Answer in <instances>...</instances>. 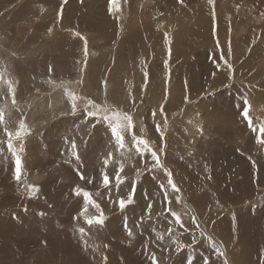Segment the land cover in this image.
<instances>
[{
  "label": "rangeland",
  "instance_id": "rangeland-1",
  "mask_svg": "<svg viewBox=\"0 0 264 264\" xmlns=\"http://www.w3.org/2000/svg\"><path fill=\"white\" fill-rule=\"evenodd\" d=\"M116 72L119 74L115 82L112 77ZM0 73L4 77L0 82V108L5 109L0 147L8 151L5 128L15 134L21 121L28 133L15 140L14 147L19 150L25 141L26 146L28 141L32 144L28 157L27 152H19V184L14 157L8 152L9 161L2 162L9 174L0 171V264H8L11 255L16 260L25 259L18 264H152L153 256L156 264H188L189 260L191 264H215L203 249L195 246L199 242L214 243L223 252L219 255L216 248L210 250L211 260H221L220 264H264V176L259 178L260 188L256 185L258 177L252 178L250 172V168L254 169L253 174L261 170L253 166L258 161L248 163L241 155L235 159L241 175L233 177L230 152L236 147L237 153L246 150L248 156L258 154L264 165V144L258 142L264 139L259 133V127L264 125V0H117L116 5L111 0H0ZM123 77L126 79L121 82ZM8 80L15 87L16 105L11 103ZM66 92L93 100L109 116L118 114L121 125L123 114H131L134 127L122 132L125 147L119 149L111 144L105 157L99 138L106 133V127H99L98 123L94 132L86 135L88 144L78 151L77 161L69 135H81L88 129H64L63 125L88 126L87 122L96 120L85 118V99L77 101L73 112ZM245 110L256 132L243 118ZM219 114L229 121L228 128L211 123ZM50 123H60L62 128L46 130ZM235 128L239 130L235 136L233 133L232 140L228 134ZM60 131L62 143L59 138L47 150L55 163L45 165L43 156L36 151L40 145L32 143L38 137L34 133L44 136ZM133 134L148 141L163 169L152 168L154 161L148 154H137L131 140ZM160 135L162 139L157 140ZM46 147L42 144L44 152ZM87 149L91 151L86 155ZM124 149L126 159L121 155ZM118 153L120 160H116ZM175 157L187 171L175 164ZM122 164L125 171L120 175L124 182L117 187L112 176ZM108 166L114 167L109 170L110 192L115 188L121 192L122 188L125 193L108 194L110 205L97 209L88 205L82 195H76L77 190L86 192L87 188L72 181L71 175L76 171L94 175L96 185L101 182L96 175L98 168L106 171L104 167ZM56 167L60 172L51 175L49 170ZM164 169L172 173L179 192L167 186ZM54 178L61 181L60 189H54L60 192L55 194L52 186L48 188L50 184H46ZM161 184L167 186L171 203L165 201ZM29 185L39 190L33 193ZM71 186L75 187L73 194L67 192ZM133 187L132 203L121 210L119 200H128ZM257 187L259 196L253 202L247 199L242 203L237 197V205H233V192L254 190L256 194ZM25 189L27 193H23ZM92 192L91 196H96ZM56 194H62L60 202L55 200ZM195 195L202 200L194 199ZM73 199L83 200L87 212H75L81 204L70 205L69 200ZM52 205L56 207L51 208ZM166 207L179 215L180 223L165 211ZM204 209L207 217L200 220L197 213L202 214ZM101 212L103 225L89 227L85 223L86 217H96ZM253 212L255 218L250 219L248 215ZM25 222L32 226L27 234H21ZM125 222L133 232L131 237ZM36 225L57 241L59 235L51 225L68 234L74 243L84 240L90 247L59 248L60 242L48 243L44 237L31 233ZM80 228L85 229L86 235L81 236ZM98 232L103 238L93 237ZM160 235L162 240L158 239ZM44 240L49 251L44 249ZM97 240L102 242L95 248L105 250L98 248L94 252L90 244ZM159 244L160 250L156 249ZM46 252L52 260H46ZM70 252L79 258L78 262L67 260ZM231 254L233 260L229 259Z\"/></svg>",
  "mask_w": 264,
  "mask_h": 264
},
{
  "label": "snow or ice",
  "instance_id": "snow-or-ice-1",
  "mask_svg": "<svg viewBox=\"0 0 264 264\" xmlns=\"http://www.w3.org/2000/svg\"><path fill=\"white\" fill-rule=\"evenodd\" d=\"M66 2V0H65ZM183 2V0H181V3ZM210 3L213 2V0H209ZM112 5H116L117 4V0H111ZM79 35V34H78ZM83 39V37H81ZM85 55H87V42L85 40ZM51 71V69H50ZM4 77H3V73H0V82H3ZM7 85H8V91L9 94L11 95V103L12 105H16L17 104V100H16V95H15V87L12 83L11 80L7 81ZM66 95L68 97V99L71 101V107H72V111L75 112L77 110V101L81 100V99H85V103H86V108L85 111L87 112V115L89 117L95 118V120L98 123L104 124L106 123L108 125V129L111 131L112 135L115 137V141L116 144L118 146L119 149H123L125 147V142H124V137L122 135V132H128L130 131L134 125H133V117L131 114L129 113H124L123 114V124L121 125V122L118 119V114H114L113 116H109L107 114V110L101 108L100 105L96 104L93 100L91 99H86L83 97H79L77 96L75 93L72 92H66ZM245 105L247 106V108H250L251 105L248 104L247 101L244 102ZM162 111V109H161ZM103 113V115L101 114ZM243 118L245 119V121H247V125L250 129H252L253 132L257 131V128L253 127V121L252 118L249 116V112L247 110L243 111L242 113ZM153 116H155V113H153ZM5 123V109L0 108V125H3ZM159 129V126H157V130ZM5 132L7 135V150L8 152L12 155V157H14L15 159V179L17 181V183L19 184L21 182V175H22V160L20 157L19 152L23 151V148H20L19 150H17L14 147V141L15 140H19L21 139L24 135H26L28 133V129L27 126L25 125V123L23 121L20 122L19 124V128L18 130L15 132V134H13L11 131H8L5 128ZM259 133L261 136H264V125H261L259 127ZM163 135V134H161ZM132 143L136 148V152L137 154H139L140 156H144L145 154H148L151 158L152 161H154V164L152 165V168L155 169H163L164 166L161 163V159L158 156L157 152L152 150L151 147L148 144V141L138 138L135 134L132 135L131 137ZM258 142L264 144V139L259 140ZM72 147V155L75 157V159L77 161H79L80 157L79 154L76 151V145L75 143H72L71 145ZM105 166H107V160L105 161ZM123 171V165L120 166L119 170L116 173L115 176V183L117 185V187L124 182L123 178L120 175V172ZM165 174L168 177V181H167V186L171 187V190L174 192H179V188L175 185V183L172 180V173L169 172L167 169H164ZM80 178L84 179V175L80 174ZM102 183L105 187H108L110 184V178L108 176L107 173L102 174ZM166 185L161 184L160 188L162 190H165ZM31 190V192L35 193L37 192L39 189L36 188L35 186H28ZM76 195H82L85 199V201L87 202L88 205H91L97 209H99V205L95 203V201L92 199V196L89 192H82L81 190H77ZM135 195V187H133L132 189V193L129 196L128 200H124V199H120L119 200V207L121 210H123L125 207H127V205L132 203V198ZM164 199L167 203H171V201H168V195H167V191H164ZM179 202V201H177ZM151 207L152 205L149 204L147 207V212L150 213L151 212ZM87 207L84 208V212H87ZM165 211H168L171 213V215L175 218V222L176 223H180V217L178 214H176L175 212H172L170 208H165ZM41 215H43V213H41ZM193 222L195 223V217H193ZM85 223L91 227L92 225H103L104 223V217H103V213L101 212V214L99 216L96 217H91V218H85ZM181 227H183V224H181ZM197 227H199V225L197 224ZM125 229L127 231V235L129 237H131L133 235V232L131 229H129L127 227V222H125ZM169 230V234H170ZM79 232L81 234V236L86 235L85 233V229L84 228H80ZM158 239H163V235H160L158 237ZM213 248H216L215 244H212ZM216 251L219 255H223V252L220 251L218 248H216ZM152 264H156V260H155V256L152 257ZM188 264H191V260H189ZM205 264H207V261H205Z\"/></svg>",
  "mask_w": 264,
  "mask_h": 264
},
{
  "label": "crops",
  "instance_id": "crops-1",
  "mask_svg": "<svg viewBox=\"0 0 264 264\" xmlns=\"http://www.w3.org/2000/svg\"><path fill=\"white\" fill-rule=\"evenodd\" d=\"M125 78V77H124ZM126 79V78H125ZM124 79V80H125ZM80 114H82V117H83V113H79L78 115L79 116H81ZM78 115L77 116H75V117H73V118H75V119H78ZM212 116V115H211ZM86 117H88V115H86L85 114V118ZM84 118V119H85ZM75 119H71L72 120V122L74 123V124H76L77 122L75 121ZM83 119V120H84ZM86 122H87V120H85ZM70 123V122H69ZM211 123H215L216 125H220L221 126V128H228L227 126L230 124L229 123V121L228 120H226V118H221V115L219 114L218 115V117H216V118H213V121L211 122ZM60 123H50L48 126H47V129L46 130H51V131H55L56 129H60V128H62L61 127V125H59ZM87 124H88V126H84V124H76L75 126L76 127H74L73 126V124H71V126H69L67 123H65L64 125H63V128L64 129H68L69 127H70V129H74V128H77V130L80 128L81 130H83L82 128H87L88 129V131H85V132H83L81 135H79L81 132H79V133H77V134H75V135H69V139L72 141V142H74L75 143V145H76V151H77V153H78V151H80V149H81V147H86L87 146V144H88V137H86V135L88 134V133H91V132H94V127L95 126H97L98 125V122H87ZM101 125H103L104 127H106V130H105V132L106 133H104V134H102V138H99V140H100V145L102 146V147H104V152L106 151V154H104L105 155V157H107L108 156V154H109V146L111 145V144H115V145H117L116 144V141H115V137L112 135V133H111V131L108 129V125L106 124V123H104V124H101ZM2 128V126H0V129ZM4 128V127H3ZM229 129H231V128H229ZM238 129V128H237ZM239 130V129H238ZM101 131V130H100ZM99 131V132H100ZM234 131V132H233ZM61 132V131H60ZM60 132H58V133H50L49 135H44L43 136V134L41 133V134H37V133H34V132H32V133H34V134H36L38 137L37 138H35V139H37V140H34L32 143H33V145H34V142L35 143H37V144H39L40 145V147H39V149H37L36 151H37V153L42 157V158H44V162H45V165H52V164H54L55 162L54 161H52V156L50 155L49 156V154L47 153L48 151V149L49 148H52V145L54 144V141L55 140H57V139H59L60 137H62V132L60 133ZM232 132L233 133H237V131H236V129H234V130H232ZM242 132V131H241ZM31 133V135L32 136H34L33 134ZM97 134H100V133H97ZM30 135V134H29ZM51 135V136H50ZM43 136V137H42ZM24 137V136H23ZM30 137V136H29ZM61 139V143H62V140H63V138H60ZM158 139H162L161 138V135H160V137L158 138L157 137V140ZM67 140V139H66ZM125 142V141H124ZM42 144H46V148L47 149H45V152L43 151V148H42ZM62 145V144H61ZM71 145H72V143H71ZM86 145V146H85ZM31 146H32V144H31V142L30 141H28V145L26 146V141L25 142H23V146H22V148H23V153H26L27 154V157H28V155L30 154L29 152L31 151ZM49 147V148H48ZM258 147L261 149V145L260 144H258ZM70 148H71V150H72V147L70 146ZM245 150V149H244ZM88 151H91L90 149H87L86 151H85V153H86V155H87V152ZM262 151L264 152V149H262ZM2 152H4L3 154H1ZM7 154H8V151H6V149H5V147H0V171L1 170H4L5 168L2 166V162H4L5 163V161H9L8 160V158H6V156H7ZM25 154V155H26ZM89 154H90V152H89ZM1 155L3 156V157H1ZM241 155H244V159L249 163V162H252V161H254V159L255 160H257L258 162H255V165H257V168L258 169H261L259 172H257V174H253L252 173V171H253V168H250V172H251V174H252V178H257V186L258 187H260L261 185H259L260 184V182H259V178L261 177V175L262 176H264V174H260V172H264V165L262 164L263 162H261V160H258V158H261L262 159V156L261 157H258V154H257V156L256 157H254V156H248V152L245 150L244 151V153H237V151H236V147H233V177H237L238 176V171L239 170H237L238 168H239V165H238V163L235 161V159H236V156H241ZM25 158H26V156H25ZM10 159V158H9ZM27 159V158H26ZM175 159V164L177 165L180 161H176L177 160V157H175L174 158ZM11 160V159H10ZM107 160H108V158H107ZM259 161L261 162L260 163V165H258V163H259ZM264 161V160H263ZM181 164H183L182 162H180ZM123 165V164H122ZM113 167V166H112ZM103 167H100V168H98V170H97V178H100L101 179V182L99 183V184H96V185H94V175H91V176H85V174H84V172H82V171H76V172H72V174L73 175H71V180L73 179L75 182H76V184H82V185H84V187L85 188H87V189H89V193H91L92 191H94L96 194V196H92V199L95 201V203L96 204H98V205H101V206H99V208H102V207H106L107 205H110V203H109V198H106L107 196H108V194H110V193H112V194H114V195H116V194H118V193H125V191L122 189V188H120L122 191L120 192V190H119V188H115V189H113L111 192H110V189H109V187H104V185H103V183H102V174H104V173H107L108 174V176H109V178H110V172H109V170L111 169V166H108V169H107V167H104V169L106 170V171H103V169H102ZM114 168V167H113ZM112 168V171L114 170ZM242 168H243V165H242ZM59 169V167H56V169H51V170H49L50 171V174L52 175H54V174H58V172H60V170H58ZM119 170V169H118ZM252 170V171H251ZM44 173H47L48 172V170H42ZM56 171H58V172H56ZM125 170H124V165H123V172H124ZM241 171V170H240ZM116 173H117V171H114L113 172V176L112 177H114V176H116ZM228 173V172H227ZM230 173V172H229ZM80 174H83L84 175V179H81L80 178ZM231 174V173H230ZM240 174V173H239ZM241 175V174H240ZM245 177H246V175H245ZM55 179V178H54ZM53 179V180H54ZM72 180V181H73ZM59 181H60V179L59 180H56L55 179V181H50V180H47L46 181V184L47 183H49L50 185H49V187L48 188H50L51 186V192H53V194H55V193H59L60 191H55L54 189H56V188H59L60 186H59ZM56 183H58V185L56 184ZM60 183H61V181H60ZM57 185V186H56ZM253 185V184H252ZM80 187H82L81 185H79ZM254 186V185H253ZM263 186H264V184H263ZM45 187H46V185H45ZM71 187H73V188H71V189H69V190H67V192L68 193H72L73 194V190L75 189V187L74 186H71ZM258 187H257V190H256V194H255V192H254V190L252 191V192H247V193H245L246 191H244V190H242L243 192H239V191H235V192H233V205L235 204V205H237L236 203H237V200L235 199V198H237L238 197V200H241V202L243 203L245 200H247V199H249V201L250 202H253L254 201V199H255V197H257V196H259V194H257V191L259 190L258 189ZM261 188V187H260ZM45 189H47V188H45ZM60 189V188H59ZM87 189H85V191L86 192H88V190ZM49 189H47V191H48ZM93 193V192H92ZM92 193H91V195H92ZM250 193H252V194H250ZM193 196V195H192ZM194 199H199V200H202V198L199 196V195H195L194 197H193ZM85 200V199H84ZM87 203V202H86ZM104 205V206H103ZM251 205H254V203H252ZM53 207H56V205H52V207L51 208H53ZM92 208V207H91ZM75 212H77V209H76V211ZM70 219V218H69Z\"/></svg>",
  "mask_w": 264,
  "mask_h": 264
},
{
  "label": "bare ground",
  "instance_id": "bare-ground-1",
  "mask_svg": "<svg viewBox=\"0 0 264 264\" xmlns=\"http://www.w3.org/2000/svg\"><path fill=\"white\" fill-rule=\"evenodd\" d=\"M18 21V20H17ZM5 29H7V27L5 28ZM8 30V29H7ZM10 31V30H9ZM179 39V38H178ZM129 58V57H128ZM21 60V59H20ZM122 63V62H121ZM124 63H126V62H124ZM123 64V63H122ZM125 65V64H124ZM122 66V70H124L123 69V67H126V65L125 66ZM132 65V64H131ZM129 66V65H128ZM93 69H94V67H93ZM130 69V68H129ZM132 70H133V68H132ZM125 72V71H124ZM114 74V73H113ZM119 73H115L114 74V76L112 77V78H115V82H116V79H117V75H118ZM130 74V73H129ZM124 75V74H123ZM121 79V78H120ZM124 77L121 79V82H123L124 81ZM11 80L12 81H14V83H16V81H15V79L11 76ZM111 81H113V80H111ZM193 81H196V80H193ZM14 85V84H13ZM73 86H75V85H73ZM196 88V87H195ZM193 93V92H192ZM123 102H121V106L123 105L122 104ZM102 125H99V127H101ZM103 127V126H102ZM236 129V131L238 132V130H237V128H235ZM99 130V129H98ZM101 130V129H100ZM99 130V131H100ZM97 134V133H96ZM229 135V137L233 140V132H230V134H228ZM236 134L234 133V136H235ZM225 145H221V147H224ZM226 147V146H225ZM228 148V147H227ZM125 150V149H124ZM127 150H129V149H127ZM230 152H231V154H233V149L232 148H230ZM128 153H131V152H128ZM251 153H252V151H251ZM257 153V152H256ZM121 155H124V158L123 159H126L128 156L126 155V150L123 152V153H121ZM173 155H175V156H177L175 153H173ZM253 156H254V154H253ZM221 157H223V156H221ZM120 160V159H122V157L120 156V154L118 153V155H117V158H116V160ZM130 159H131V157H130ZM132 160V159H131ZM140 160L142 161L143 160V158L141 157L140 158ZM122 161H124V160H122ZM132 161H135V163H137L136 162V159H133ZM144 161H145V159H144ZM146 162V161H145ZM254 164H255V162H253V166H254ZM230 165H231V163H230ZM177 166L180 168V169H184L185 171H187L188 170V168H186L185 167V165H183V164H181L180 162L177 164ZM231 167V166H230ZM256 167H257V165H256ZM111 168H112V166H111ZM177 168V167H176ZM12 170V169H11ZM254 170V169H253ZM182 171V170H181ZM11 172V171H10ZM1 173L3 174V175H8L9 174V172H8V170H6V169H4V170H1ZM97 182V181H96ZM95 185V184H94ZM252 188H253V185H252ZM23 193H27V190L25 189V190H23ZM250 194H252V193H250ZM54 197V196H53ZM63 199V197H62V194L61 195H55V200L56 201H61ZM69 202H70V205H80V206H77V212L78 213H80V212H82L83 210H84V208L86 207L85 206V202L83 201V200H81V202L79 201V200H69ZM68 202V203H69ZM56 205H62V202L61 203H56ZM87 205V204H86ZM195 206V205H194ZM79 208H81V210H79ZM69 211V213H71L72 214V212L73 211H71V210H68ZM68 211H67V214H68V216L70 215L69 213H68ZM260 212V211H259ZM258 211H257V214H260ZM196 213H197V211H196ZM262 214V213H261ZM20 215V214H19ZM78 215V214H77ZM197 215L200 217V220H202L201 219V217L203 218V220H205L206 219V217H207V215H206V212H205V209H204V212L202 213V214H198L197 213ZM249 216V218L250 219H254L255 218V213L253 212L252 214H249L248 215ZM20 219L19 220H21V217L20 216H18ZM69 218H70V216H69ZM34 219H35V217H34ZM37 220V221H36ZM22 221V220H21ZM40 220H38L37 218L35 219V222H39ZM41 222V221H40ZM40 222H39V224H40ZM262 225V224H261ZM28 227V228H25V227ZM30 226H32L31 224H29L28 222H25L24 223V230L21 232V234H24V233H26V231H29L28 229H29V227ZM36 226H38V225H36ZM32 227L31 228V233H33L35 236H42V237H44L45 238V240H47V242L48 243H58V242H60L59 243V245L60 246H58L59 248H71V249H73L74 247L73 246H77V248L79 249V248H81V249H85V250H87V249H89V242L87 243L86 241H84V240H82L80 243H78V242H76V243H74L73 241H72V238L70 239L69 238V236H68V234H66L65 235V233L63 232V233H60L58 230H56L55 228H53L52 227V225H51V229L54 231V233L55 234H58L59 235V240L57 241V239L55 240V239H53V238H50V234H48V233H46L45 231H43L42 230V228L40 229L39 228V226L38 227ZM56 227V226H55ZM85 228H87V226H85ZM19 229H21V226H19ZM33 229H35V231L33 230ZM88 230H90V229H88ZM92 231V230H91ZM95 231V230H94ZM250 232V231H249ZM249 232H248V234H249ZM95 233V232H94ZM99 233V232H98ZM27 234V233H26ZM30 234V233H29ZM51 234H53V233H51ZM93 235V234H92ZM103 235V234H102ZM101 235V233H99V235L98 236H96V235H93V237H97V238H103V236ZM77 237H75V239H76ZM87 238V237H86ZM45 240L43 241L44 242V244H45V250H47V251H49V247L48 248H46V242H45ZM88 240V239H87ZM104 241V240H103ZM92 242V244H90L91 246H92V248L94 247L95 248V246L99 243V244H101V240H97V241H91ZM198 242H199V240H198ZM224 242V241H223ZM105 243V242H104ZM207 244L208 245H204V244H201V242H199V243H196L195 244V246L197 247V248H201V249H203L205 252H206V254L208 255V257H209V259H210V262L211 263H215V264H220L221 263V260H218V259H215V260H211V258H210V256H209V254H210V250L212 249V250H214V248L212 247V244L213 243H210V242H207ZM95 245V246H94ZM226 244L224 243V246H225ZM4 244H1V247L2 248H4ZM48 246V245H47ZM50 246H51V244H50ZM151 246H153V244L151 245ZM158 246V248H156V249H158V250H160V244L159 245H157ZM76 248V249H77ZM87 248V249H86ZM93 248V249H94ZM99 247H97V248H95V251L94 252H96V249H98ZM197 248H195L196 250H197ZM51 249H53V248H51ZM56 249V248H55ZM55 249H53V250H55ZM26 250V249H25ZM61 250V249H60ZM102 250H105L103 247H102ZM100 248H99V251H102ZM189 250H191V249H189ZM51 251V250H50ZM192 251V250H191ZM194 251V250H193ZM29 252H32V251H29ZM64 252V251H63ZM67 252H69V251H67ZM97 252H98V250H97ZM0 253H2V250H0ZM48 252H46L44 255V257L46 258V260L48 261V260H52V258H50V256H48V254H47ZM100 253V252H99ZM198 253V252H197ZM69 254V256H67V260L68 261H70V262H78L79 261V258L78 257H76V256H74L71 252L70 253H68ZM174 254V253H173ZM188 254H190V253H188ZM76 255H78V254H76ZM100 254H98V256H99ZM52 257H55V253H52V255H51ZM65 256V255H64ZM79 256V255H78ZM97 256V257H98ZM173 256V255H172ZM12 259H11V261L8 263V264H18V263H20V262H25V259H20V260H16V258L14 257V255H11L10 256ZM14 257V258H13ZM30 258V257H29ZM102 258V257H101ZM0 259H3L2 257H0ZM204 259V258H203ZM228 259V258H227ZM229 259H232L233 260V254H231V256L229 257ZM20 261V262H19ZM59 261H61V260H59ZM63 262V261H62Z\"/></svg>",
  "mask_w": 264,
  "mask_h": 264
}]
</instances>
